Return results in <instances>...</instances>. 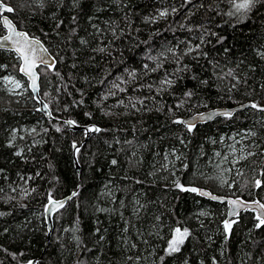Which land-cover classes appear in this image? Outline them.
<instances>
[{
	"label": "trees",
	"instance_id": "trees-1",
	"mask_svg": "<svg viewBox=\"0 0 264 264\" xmlns=\"http://www.w3.org/2000/svg\"><path fill=\"white\" fill-rule=\"evenodd\" d=\"M3 2L56 64L39 66L52 120L29 91L33 108L0 84V264H264L254 212L225 233L226 203L182 190L264 204V0L239 16L229 0ZM6 70L21 76L18 57L0 50V77ZM245 101L259 108L191 131L174 123ZM65 118L100 130L82 141ZM22 125L34 130L13 141ZM73 190L49 233L46 200ZM176 228L189 235L168 254Z\"/></svg>",
	"mask_w": 264,
	"mask_h": 264
},
{
	"label": "snow or ice",
	"instance_id": "snow-or-ice-1",
	"mask_svg": "<svg viewBox=\"0 0 264 264\" xmlns=\"http://www.w3.org/2000/svg\"><path fill=\"white\" fill-rule=\"evenodd\" d=\"M256 2L257 0H229L232 11H229L228 15L229 16L244 15L247 12H249L252 9V7H254ZM39 6L40 7L44 6V0H39ZM13 11L14 9L12 7L7 6L3 2V0H0V14H2L3 12L11 13ZM165 14H166L165 12L160 13L161 16H164ZM2 23L4 27L7 29L8 35L0 37V48H4L8 44H11L14 47V50L16 51L19 59L22 61V63L19 66L20 72L25 74L31 80V88H32L33 93L38 92V86H37L38 77L34 69L37 67V61L40 64H44V65L51 67V65H49L48 63V60L42 55V53L46 52L47 50L39 47V41L29 39L26 33L17 31L14 25L12 24V22L7 17H3ZM228 74L231 75V72H229ZM5 80L13 84L15 88L21 87L20 83L16 80H9V78L7 77L5 78ZM162 83L171 85L172 81L165 80V81H162ZM115 86L116 85H114V87ZM187 95L190 96L191 93H187ZM45 107L47 106L45 105ZM251 107L259 108V106L256 104H252ZM259 110L264 111V108H259ZM221 115L231 116V113H221ZM66 123L72 124L74 122L67 121ZM174 123L185 124V126L188 128L189 131H191L193 127V125L185 121H181V120H176L174 121ZM57 131H59V128L57 129ZM90 131H99V129L93 128V129H90ZM249 135H254V133H249ZM17 155H19V153H17ZM249 155H251V153H249ZM239 159H246V157L241 156ZM113 163H116V162L113 161ZM260 184H261V181L257 180L256 186L259 187ZM177 187H182V186L178 184ZM182 190L197 192L199 195L209 196L213 200L218 199V197L211 195V193L203 192L196 188H186V189L182 188ZM72 195L75 196L77 195V193L74 192ZM69 199H71V197H69ZM228 203L233 206L232 211H230L229 215L235 214V209L237 206H243L242 203L238 200H229ZM49 204L52 205V208L50 209L46 207L45 209L46 212H50L59 207H63V202L53 201L51 197L49 198ZM256 205L261 211L256 216V220L258 221V223L255 225V227L260 228L261 226H264V204H260L259 202H256ZM234 222L235 221H228V220L224 222L225 233H230L232 223ZM188 235H189L188 229L181 230L180 228H176L175 234L173 235L172 239L169 240L168 242V250H167L168 254L178 252L180 250V246L184 243V239Z\"/></svg>",
	"mask_w": 264,
	"mask_h": 264
},
{
	"label": "water",
	"instance_id": "water-1",
	"mask_svg": "<svg viewBox=\"0 0 264 264\" xmlns=\"http://www.w3.org/2000/svg\"><path fill=\"white\" fill-rule=\"evenodd\" d=\"M5 4L7 6L12 7L11 5H9L7 3H5ZM3 17H7L12 22V24L14 25V27H15V29L17 31L26 33L29 39H32V40H35V41H39V47L42 48V49H46L47 50L46 52L42 53V55L48 60V63H49V65H51V67H49L47 65H44V64H40L37 61V67L34 69V71L37 73V77H38V79H37L38 92L33 93L32 88H31V80L25 74L21 73L20 70H19V73L27 81L28 89L32 93L33 99L37 103V110L39 112L43 113V115L45 116L46 119H52L54 116L52 115V112H51L50 108L48 107L47 103L44 101V99L40 95V91H39V89H40V85H39V71H38L37 68L39 66H47L49 69H53L55 64H56V59L52 55V53L49 51V49L44 45V43L39 38H37L34 35L28 34L25 30H23L21 28H18L17 25L11 19L9 12H3L2 14H0V25H1L2 29L4 30L0 34V37L8 35V31H7V29L4 27V25L2 23ZM0 50L11 51L18 57L16 51L14 50V47L11 44H8L4 48H0ZM18 59H19V57H18ZM21 63H22V61L19 59V66H20ZM45 105L47 107H45ZM250 106H251V101H245V102L237 103V104L232 105V106H214V107H209L207 109H204V110H201V111H196L194 113L185 115V116L181 117L180 120L181 121H185V122L195 126L197 124L211 122L215 118H217L219 116H222L221 113H231V114H233V113H235L237 111L244 110L245 108L250 107ZM63 120H64L63 122L67 125L68 128H70V129H72L74 131H82L83 132L82 141H86L87 138L90 137L92 134L98 133V131H90V129L97 128V129L100 130V127L95 125V124H78L74 120L68 119V118H65ZM67 121H73L74 123L68 124V123H66ZM183 125H185V124H183ZM77 148H78V144L77 143L73 144L72 160H73V164H74V167H75L76 171H79L80 170V164H79V161H78V158H77V153H76V149ZM197 189L200 190V191H203V192L211 193V195L218 197V199L213 200L209 196H202V195H199L197 193L201 197H204L206 199H209V200L215 201V202L226 203L227 209H226L225 221L226 220L229 221L230 219L236 217L239 213H241L243 211H246V210L254 212V214L256 216L261 211L257 207L256 202H259L260 204H262V203L259 200H257V199H244V198L239 197V196L223 195V194H219V193L213 192L210 189H208L206 187H203V186H199ZM74 192L76 193V190H73L70 193H68L67 195H64L62 197H58V198L51 197V199L53 201L63 202V205H64L69 200V197H73L72 194ZM229 200H238L243 205V206H237L236 209H235V214H233V215H229L230 211H232V208H233V206L228 203ZM46 207L50 208V209L52 208V205L49 204V200L48 199L46 200L45 205H44V213H45V219H46V223H47V228H48V231L50 233V231L52 229L53 215H54L55 211H57L61 207H59V208H57V209H55L53 211H50V212H46L45 211ZM30 262H31V264H35L36 263V259H32V260L30 259L25 264H30Z\"/></svg>",
	"mask_w": 264,
	"mask_h": 264
},
{
	"label": "rangeland",
	"instance_id": "rangeland-1",
	"mask_svg": "<svg viewBox=\"0 0 264 264\" xmlns=\"http://www.w3.org/2000/svg\"><path fill=\"white\" fill-rule=\"evenodd\" d=\"M45 68L49 69L47 66H44ZM7 72L5 73V75L0 77V84L2 85V87H4L5 91L7 92L8 95H10L11 97H13L12 99H14L18 104V106H28L30 108L31 107V100H30V96H29V89L27 86V81L25 80V78L22 76H17V74L15 75L13 72H10L8 70H6ZM39 71V70H38ZM45 70H43L44 72ZM40 74V73H39ZM9 78V80H16L20 83L21 87L20 88H15L13 84L9 83L7 80H5V78ZM30 92V91H29ZM31 93V92H30ZM32 96V93H31ZM35 109L37 108V103H35ZM48 105V104H47ZM49 107V106H48ZM47 120H52V119H47ZM34 130V127H26L25 125H22V127L20 128V130L18 131V133L12 137L11 139L13 141H15L16 138L22 139L25 136H27L28 134H30L32 131ZM30 137L32 140H35V138Z\"/></svg>",
	"mask_w": 264,
	"mask_h": 264
},
{
	"label": "bare ground",
	"instance_id": "bare-ground-1",
	"mask_svg": "<svg viewBox=\"0 0 264 264\" xmlns=\"http://www.w3.org/2000/svg\"><path fill=\"white\" fill-rule=\"evenodd\" d=\"M48 200H49V198H48ZM44 218H45V213H44ZM45 222H46V219H45ZM46 225H47V223H46ZM48 229V228H47ZM35 259V258H34ZM32 260V259H31ZM35 264H37V259H36V263Z\"/></svg>",
	"mask_w": 264,
	"mask_h": 264
},
{
	"label": "flooded vegetation",
	"instance_id": "flooded-vegetation-1",
	"mask_svg": "<svg viewBox=\"0 0 264 264\" xmlns=\"http://www.w3.org/2000/svg\"><path fill=\"white\" fill-rule=\"evenodd\" d=\"M37 69L39 70V67Z\"/></svg>",
	"mask_w": 264,
	"mask_h": 264
}]
</instances>
